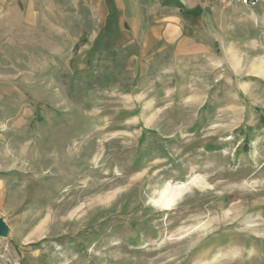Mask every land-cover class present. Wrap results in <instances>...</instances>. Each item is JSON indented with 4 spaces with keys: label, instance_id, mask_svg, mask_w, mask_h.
I'll use <instances>...</instances> for the list:
<instances>
[{
    "label": "rangeland",
    "instance_id": "rangeland-1",
    "mask_svg": "<svg viewBox=\"0 0 264 264\" xmlns=\"http://www.w3.org/2000/svg\"><path fill=\"white\" fill-rule=\"evenodd\" d=\"M128 33L0 0V264H264V2L197 43Z\"/></svg>",
    "mask_w": 264,
    "mask_h": 264
},
{
    "label": "crops",
    "instance_id": "crops-1",
    "mask_svg": "<svg viewBox=\"0 0 264 264\" xmlns=\"http://www.w3.org/2000/svg\"><path fill=\"white\" fill-rule=\"evenodd\" d=\"M226 1L74 0L113 13L117 26H126L128 34L138 41L144 52L197 43L199 35L214 29L215 12L227 8Z\"/></svg>",
    "mask_w": 264,
    "mask_h": 264
},
{
    "label": "built area",
    "instance_id": "built-area-1",
    "mask_svg": "<svg viewBox=\"0 0 264 264\" xmlns=\"http://www.w3.org/2000/svg\"><path fill=\"white\" fill-rule=\"evenodd\" d=\"M264 0H227L224 5L227 8L240 6L248 9L257 8Z\"/></svg>",
    "mask_w": 264,
    "mask_h": 264
},
{
    "label": "water",
    "instance_id": "water-1",
    "mask_svg": "<svg viewBox=\"0 0 264 264\" xmlns=\"http://www.w3.org/2000/svg\"><path fill=\"white\" fill-rule=\"evenodd\" d=\"M8 231V226L2 219H0V238H5L8 234Z\"/></svg>",
    "mask_w": 264,
    "mask_h": 264
},
{
    "label": "bare ground",
    "instance_id": "bare-ground-1",
    "mask_svg": "<svg viewBox=\"0 0 264 264\" xmlns=\"http://www.w3.org/2000/svg\"><path fill=\"white\" fill-rule=\"evenodd\" d=\"M167 200H168V198H166ZM173 199H174V197L172 196V197H170V199L168 200V201H166L164 204L166 205V204H170L172 201H173ZM163 202V201H162Z\"/></svg>",
    "mask_w": 264,
    "mask_h": 264
}]
</instances>
